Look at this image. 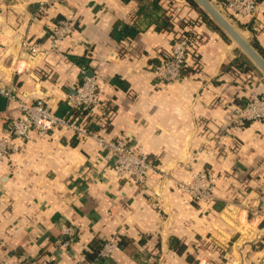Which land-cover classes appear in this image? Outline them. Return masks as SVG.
<instances>
[{
	"label": "crops",
	"instance_id": "obj_1",
	"mask_svg": "<svg viewBox=\"0 0 264 264\" xmlns=\"http://www.w3.org/2000/svg\"><path fill=\"white\" fill-rule=\"evenodd\" d=\"M212 2L264 59V0L241 20L251 28ZM41 3L51 7L32 23ZM201 18L188 0H0V79L57 113L92 73L100 88L96 133L127 138L165 174L140 185L116 175L93 138L33 132L0 164L1 255L95 264L96 246L121 238L125 247L102 264H264V122L237 130L233 116L252 94L264 95L263 72L207 14L193 27L198 58L190 73L167 86L155 73L186 19ZM60 19L74 30L52 47L49 32ZM24 41L39 50H23ZM237 61L251 70L240 72ZM199 171L218 178L216 204L174 189ZM65 225L78 237L62 248Z\"/></svg>",
	"mask_w": 264,
	"mask_h": 264
},
{
	"label": "built area",
	"instance_id": "obj_2",
	"mask_svg": "<svg viewBox=\"0 0 264 264\" xmlns=\"http://www.w3.org/2000/svg\"><path fill=\"white\" fill-rule=\"evenodd\" d=\"M218 2L219 7L234 13L240 18L252 17L259 8V0H210ZM214 5V4H213ZM50 3H41L31 17L32 23H37L47 14ZM74 25L66 19L58 20L50 29L48 40L52 47L72 34ZM23 50L32 54L39 50L38 44L24 41ZM190 43L187 39L174 40L167 57L156 67L157 78L164 85H170L185 78L183 70L192 63ZM100 88L95 76L84 78L75 93L69 95L66 103L73 110L64 116L57 114L43 98L28 99L19 96L15 84H5L0 79V96L7 100V107L0 111V164L8 163L13 154L17 153L20 145L17 140L27 141L36 132L48 137L56 130H67L76 139L83 141L93 138L102 152L103 162L110 165L114 173L121 178L132 179L135 183L144 185L150 177L164 179L163 170L156 165L143 150L133 148L127 138L107 139L89 130L88 125L96 121L97 110L100 105ZM15 104V108L9 106ZM17 112V117H10ZM234 128L239 130L247 122H264V95L252 94L243 106H235ZM218 178L207 171L194 172L186 180L176 181L174 189L188 195L197 203H212L216 200ZM264 203V198H261ZM258 209H252L251 214L259 215ZM78 232L73 226H63L60 245L67 248L77 239ZM119 240L116 238L106 241L98 253L95 264L103 261L120 251ZM0 264H32L25 258L10 259L0 254Z\"/></svg>",
	"mask_w": 264,
	"mask_h": 264
},
{
	"label": "trees",
	"instance_id": "obj_3",
	"mask_svg": "<svg viewBox=\"0 0 264 264\" xmlns=\"http://www.w3.org/2000/svg\"><path fill=\"white\" fill-rule=\"evenodd\" d=\"M123 1H126V2H128L129 0H123ZM158 0H156V2H157ZM189 1V3L193 6V7H195L196 9H198L199 10V12H201V14H202V20L201 19H199V20H196V21H193V20H187L186 19V22H185V24H182L181 25V31H180V33H179V36H178V38L179 39H187L188 41H189V43H190V47H191V50H190V55H191V57L193 58V59H196V58H198V51H197V34L195 33V31H193V27L195 26V25H197V23H203V21L205 22V21H207V14H206V12L203 10V9H201L200 8V6H199V4L195 1V0H188ZM230 16L233 18V19H237V21H240L239 22V25L240 26H242V27H248L249 26V28H251V26H250V24L247 22V23H241V20L243 19V18H240V17H238V16H236L234 13H230ZM61 20V19H60ZM185 25V26H184ZM164 26H165V24H164ZM124 32L123 33H121L120 34V36H119V38L118 39H120V38H122L121 36H122V34H126V36H128L127 35V32H128V30L126 29V30H123ZM124 36V35H123ZM263 54V53H262ZM71 59L75 62V63H77V64H79V65H82V64H84L83 62L84 61H86V60H84V59H82V58H77V57H71ZM87 63V62H86ZM233 66H235L240 72H249L250 70H251V67L247 64V62H244V61H237V62H235L234 64H233ZM190 71H191V68H190V66H187L184 70H183V74L185 75V74H189L190 73ZM43 76V75H42ZM67 104V103H66ZM65 103H63L62 104V106L59 108V110H58V112H57V114H59V115H61V116H64L65 114H67V112H72L73 110L68 106V105H66ZM243 106V105H242ZM7 107V100L4 98V97H2V96H0V111H2V110H4L5 108ZM88 128H89V130H91V131H93V132H96L97 131V129H98V127L96 126V124H95V122H91V123H89V125H88ZM214 204H216V202L214 201L213 202ZM222 206H220V208H221ZM103 244H104V242H100L97 246H96V248L94 249V255H96L100 250H101V248L103 247ZM119 246H120V249H123L124 247H125V245L123 244V240L120 238V240H119ZM93 255V256H94Z\"/></svg>",
	"mask_w": 264,
	"mask_h": 264
},
{
	"label": "water",
	"instance_id": "obj_4",
	"mask_svg": "<svg viewBox=\"0 0 264 264\" xmlns=\"http://www.w3.org/2000/svg\"><path fill=\"white\" fill-rule=\"evenodd\" d=\"M199 6L216 22L253 61L264 74V59L255 48L240 34L229 20L210 2V0H195ZM89 77L92 73L88 74Z\"/></svg>",
	"mask_w": 264,
	"mask_h": 264
},
{
	"label": "rangeland",
	"instance_id": "obj_5",
	"mask_svg": "<svg viewBox=\"0 0 264 264\" xmlns=\"http://www.w3.org/2000/svg\"><path fill=\"white\" fill-rule=\"evenodd\" d=\"M224 15H227L226 13H224Z\"/></svg>",
	"mask_w": 264,
	"mask_h": 264
}]
</instances>
